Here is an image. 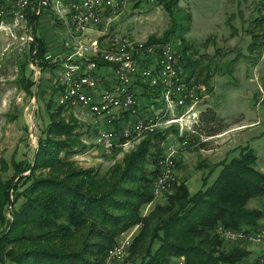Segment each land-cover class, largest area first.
<instances>
[{
    "label": "trees",
    "instance_id": "obj_1",
    "mask_svg": "<svg viewBox=\"0 0 264 264\" xmlns=\"http://www.w3.org/2000/svg\"><path fill=\"white\" fill-rule=\"evenodd\" d=\"M157 1L175 14L178 0ZM182 21L180 31L172 20L161 39L148 41L182 39L183 46H175L190 80L194 61L187 57L184 37L190 31L191 14L183 15ZM262 21L257 18L255 27ZM251 38L248 51L261 54L264 32H252ZM36 42L38 51L32 59L53 70L55 64L45 60L47 43L40 38ZM32 86L28 80V94ZM52 103L33 160L14 162L13 176L0 178V264H104L118 237L136 226L138 234L124 259L129 264H172L180 257L193 264H241L249 257L247 246L226 248L213 233L218 225L249 232L264 220V209L248 207L252 199H264V173L256 169L257 156L249 146L241 147L238 157L216 165L221 172L210 186L212 172L204 176L203 188L196 193L186 183L176 184L163 205L144 215V208L155 201L153 186L169 132L146 136L123 165L100 176L70 161L86 148L83 125L74 122L72 113L67 123L63 115L68 110ZM217 117L213 111L206 121L214 123ZM203 118L196 125L198 133Z\"/></svg>",
    "mask_w": 264,
    "mask_h": 264
},
{
    "label": "rangeland",
    "instance_id": "obj_2",
    "mask_svg": "<svg viewBox=\"0 0 264 264\" xmlns=\"http://www.w3.org/2000/svg\"><path fill=\"white\" fill-rule=\"evenodd\" d=\"M177 2L173 16L158 1L153 5L134 2L106 26L105 34H118L133 41L150 43L148 40H159L163 37L172 20L178 22L176 30L180 31L183 27V15L191 14L190 31L184 37V44L187 46V57L194 61L191 69H194L195 74L192 78L198 81H195L196 83L205 84L207 88V97L200 105V109L204 110L202 116L205 121L202 131L196 132L193 145L178 157L176 170L179 178L177 185L186 183L190 191L196 193L203 188V178L209 169L223 160L238 157L241 147L249 146L253 150L257 156L255 167L264 173V62L254 69L255 64L252 61L258 62L261 54H251L244 39L241 40L240 46L231 48L228 45L232 29L238 32L237 35L241 31L244 37H248L252 32H264L263 24L255 27L254 22L249 20L264 16V0ZM45 15L49 17L50 23L46 26L40 25L39 21ZM32 22L36 28V40L40 38L47 43L48 54L65 56L71 53L73 43L67 35L65 25L56 21L52 14L46 12ZM98 29L102 30L103 26ZM97 35L99 34L94 36ZM5 40V34L0 32V178L8 180L14 174V162L28 163L33 160L39 146V138L43 136L49 121V102L60 106V92L54 87L57 79L54 71L43 68L41 62L36 63V59H32L37 50V42H20V45L14 44L11 50L2 52ZM170 41L178 47L183 46L182 39L172 38ZM262 41L264 43V39ZM236 49L238 51H235ZM243 58L246 64L239 72L236 69L238 63H234L233 59L241 62L244 61ZM209 77L214 87L207 83ZM112 78L111 75L107 79L110 81ZM28 80L33 84L29 94L26 90ZM141 101L140 107L146 108L144 111L152 109L153 105L145 100ZM208 105L211 108L207 107ZM213 111L219 117L218 120L214 123L207 122V116L213 114ZM70 113L73 114L74 122L83 125L82 142L86 146L82 153L73 155L70 161L82 168H92L100 176L116 165H123L125 157L142 141L106 154L97 144L101 125L104 123L80 108L65 111L63 116L67 123L71 120ZM246 124L250 125L243 126ZM163 146L164 144L162 148ZM223 146L234 151L225 154L222 151ZM220 172L221 167H214L213 174L208 179V186ZM166 201L155 200L151 206L144 208V215L149 214L157 204L163 205ZM248 207L264 209V199H252ZM135 228V239L140 226L125 233ZM250 249L255 253L260 251V247L254 245H251ZM121 264L129 263L124 260Z\"/></svg>",
    "mask_w": 264,
    "mask_h": 264
},
{
    "label": "built area",
    "instance_id": "obj_3",
    "mask_svg": "<svg viewBox=\"0 0 264 264\" xmlns=\"http://www.w3.org/2000/svg\"><path fill=\"white\" fill-rule=\"evenodd\" d=\"M134 2L153 5L157 0H0V32L6 36L3 51L7 52L14 44L36 42L32 21L46 12L65 25L73 43L71 53L45 56L55 64L58 103L68 110L80 108L104 123L97 139L104 153L138 143L148 135L169 132L153 186L155 200L164 202L179 180L178 157L195 141L207 88L193 78L187 80L182 54L174 44L105 34L106 26ZM96 33L99 35L94 36ZM141 100L153 105L152 109L144 111ZM135 231L118 237L104 264L123 262ZM213 233L226 248L247 246L250 255L241 264H264V220L249 232L218 225ZM251 245L259 246L260 251L251 252ZM172 264L193 263L180 257Z\"/></svg>",
    "mask_w": 264,
    "mask_h": 264
},
{
    "label": "crops",
    "instance_id": "obj_4",
    "mask_svg": "<svg viewBox=\"0 0 264 264\" xmlns=\"http://www.w3.org/2000/svg\"><path fill=\"white\" fill-rule=\"evenodd\" d=\"M240 16H241V13L239 14V18H240ZM257 18H259V19H263V21H262V24H263V26H264V16H258V17H255V18H250L249 20L250 21H255ZM241 19H239V21H240ZM49 23H50V19H49V17L48 16H44L40 21H39V24L41 25V24H43L44 26H46V25H49ZM236 28V27H235ZM237 29V28H236ZM235 30H233L232 29V32L230 33V34H232V36H231V39L229 40V47H231V48H233V47H236L237 45L238 46H240L239 44L241 43V40H245V42H246V44H245V46H246V48H247V50H248V45L251 43V41H252V38H251V35H249L248 37H244V35H242V32L240 31V33H239V35H237V33L238 32H236ZM5 42H6V40H5ZM243 43V42H242ZM5 47V46H4ZM4 47H2V52H3V49H4ZM235 51H238V49H236ZM238 58V57H237ZM244 59V58H243ZM233 61H234V63H238V66H237V71H241L243 68H244V64H246V60L244 59V61L242 60L241 62L240 61H238V60H234L233 59ZM264 62V50L262 51V53H261V55H260V60L257 62V61H252V63L253 64H255V66H254V69L256 70V68H257V66L259 65V64H262ZM226 65H227V63H226ZM212 77V76H211ZM210 84H212L213 85V87H214V83H213V81H212V79L210 78L209 79V81H208ZM214 89V88H213ZM207 107H209V108H211L210 107V105H208ZM248 125H250V124H246V125H243V126H248ZM224 147H225V149H224ZM222 151L223 152H225V154H229V152L230 151H234V149H232V150H229V147H227V146H223L222 147ZM222 162V161H221ZM220 163V162H219ZM218 163H216L215 164V166L214 167H217L216 165H217ZM214 167L213 168H210L209 170L210 171H208V173H210V172H212V174H213V171H214ZM208 173H207V175H208ZM212 174H211V176H212ZM218 174V173H217ZM210 176V177H211ZM217 176L218 175H216V177L215 178H217ZM209 177V178H210ZM203 183V182H202ZM251 252H252V250H251Z\"/></svg>",
    "mask_w": 264,
    "mask_h": 264
}]
</instances>
